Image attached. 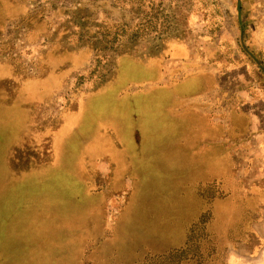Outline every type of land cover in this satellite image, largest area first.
<instances>
[{"label": "rangeland", "instance_id": "rangeland-1", "mask_svg": "<svg viewBox=\"0 0 264 264\" xmlns=\"http://www.w3.org/2000/svg\"><path fill=\"white\" fill-rule=\"evenodd\" d=\"M1 4L21 6L6 17L0 6L1 258L63 264L70 240L87 231L71 264H107L98 238L112 243L108 264H264V0ZM201 73L211 80L198 95L191 78ZM201 109L220 126L211 144ZM108 154L128 178H102L103 204L88 218L95 202L69 200L61 175L78 177L82 160L94 166ZM188 179L225 200L178 214L169 228L168 193ZM219 210L218 236L177 252L186 239L177 224Z\"/></svg>", "mask_w": 264, "mask_h": 264}, {"label": "trees", "instance_id": "trees-1", "mask_svg": "<svg viewBox=\"0 0 264 264\" xmlns=\"http://www.w3.org/2000/svg\"><path fill=\"white\" fill-rule=\"evenodd\" d=\"M3 10H5V9L3 8ZM2 13L6 14L7 12L2 11ZM258 63L261 66V62H258ZM191 80H192L193 84H196V86H197L196 90L197 91L206 89L204 86V82L201 79H199V76L192 77ZM198 83H201L202 86L198 87ZM114 85L116 86V85H120V84L116 83ZM158 90H160V89H158ZM164 91L167 92L165 89H164ZM162 95L165 97L169 96L168 98L165 99V101L169 100L170 95H168L167 93H162ZM151 149H152V147L150 148V150ZM83 161L84 160L81 161V167L79 169V172H77V174L79 173L78 177L76 175L72 174V172L69 173L68 171H66L65 173H63L61 175V181L65 185V187L67 188V192H69L68 193L69 194V197H68L69 200L74 199L75 201L78 202L76 204H79V205L85 204V203L89 204L92 201L95 202V203L89 204L90 206H92V208L89 209L88 218H90L91 215L95 214L96 209H97L96 206L98 207V205L103 204V201H104L103 195H105V192L102 189V185H100L98 187H95V186L92 187L90 185L89 181L87 179H85L86 176L84 177L83 174L81 175L80 172L83 170V166H82ZM48 163H50V162L48 161ZM48 163H46L45 165H47ZM140 164H142V162ZM88 165H89V169H85L86 172H89L90 174H94V175L97 174L95 177L97 179L94 180L95 182H97V180H100V176L98 174V171L96 170L95 166H92V164L91 165L88 164ZM63 166H64V164H63ZM60 169L65 170L64 167L59 168V170ZM94 175H92V177H94ZM62 176H63V178H62ZM196 184L198 185V182ZM190 186H193L194 189L188 188ZM82 193H84V194H82ZM79 194H82V197H79ZM168 194H169L168 205H167V207L163 208L162 212H163L164 217H167L169 228L173 227V225L176 224V222H175L176 215L179 214L180 216L184 217L188 214H196L199 211V208H200L202 203L213 202L217 198L216 195L213 198V196L211 197V195H209L208 193H207V196L204 195L205 192L201 191L199 189V187H197L193 183V181H189V179L187 182V186L180 193L169 192ZM85 197H86V202H84ZM217 200L220 203V201L221 202L224 201L225 198H223L221 200H219L217 198ZM205 210H207L206 212H208V209H205ZM205 213L203 211L200 214V216H196L193 219L186 218V221L184 224H177V225H181V226L184 225L185 235H186V239L183 243L177 242V244H178V246L176 247V248H178L177 252H181V253L185 254L187 252L194 250V248L197 247L199 244L198 243L199 242L198 237H202V239H208L212 235L213 238L215 239L218 236L220 225L218 224L217 219L214 220V218H218V216H219V218H224L223 212L219 210L216 213L215 217L213 216V214H211L213 212H210V215L208 216L207 219L201 218V217H203V214H205ZM52 215L54 216V214H52ZM87 223H89V221H87ZM199 223L203 224V226H204V230H203L204 233L200 236H198V231H199L198 225H199ZM168 226H167V228H168ZM166 234L170 240H174L176 237H178V232L173 233L169 229H167ZM86 236H91V235L87 231H85L82 236H79L78 238L70 240L69 247H65V250H64L67 253L65 258L60 259V261L63 260V264H65V261L67 262L68 260H69L70 264H71V260L75 261V259L77 257V252L81 251V247H82L83 242L84 241L86 242V241H88V239L91 238V237H89V238L85 239ZM169 239H168L167 243H173V242L177 241V240L176 241L175 240L170 241ZM97 241L99 242V246L97 249H101V252H102L101 254L105 255L104 256L105 258H103L101 256V259H103V261H105V263L108 264L107 255H109V256L114 255V253L110 252L111 247H112V243H111L110 239H105L102 244H100L101 239L98 238ZM150 241L151 240H149V242ZM144 243H147V245H148V242L144 241ZM158 243L162 244L163 242L158 241ZM118 248H119V246L117 248H115V250H114L116 252V254H119L120 252H122V249L121 248L118 249ZM137 248H138L137 255L135 256L136 258H134V259H136L138 261L137 258H141L140 254L142 253L141 251L144 252V248H143V245L141 243L138 244ZM94 249L97 250L96 247ZM6 256L7 255H3L2 258L0 256V259H1L0 264H19L18 261L10 260Z\"/></svg>", "mask_w": 264, "mask_h": 264}, {"label": "crops", "instance_id": "crops-1", "mask_svg": "<svg viewBox=\"0 0 264 264\" xmlns=\"http://www.w3.org/2000/svg\"><path fill=\"white\" fill-rule=\"evenodd\" d=\"M262 19H264V17ZM262 19L260 18L258 21L264 22ZM3 26H4L3 24L0 26V33L2 31ZM197 76H199V79H201L203 81L207 77L210 79L211 75L210 74H206V73H204V74L201 73V74H198ZM198 84H200V86H202L201 83H198ZM206 91H207L206 89L200 90L197 94L199 95V94L205 93ZM197 112L195 111V115L198 116L201 119V122L204 125H205V123H208V128H209L208 129V133H211V137H212V138L209 139V142L211 144V142L212 141H216L218 136H219L220 126H219V123H218V120H217V116L214 119L207 110H203V109H201L200 111H197ZM117 117L118 118H116L115 121H118V119L121 120L119 116H117ZM141 155H142V153H141ZM130 162H131V168L133 169V159ZM122 163L123 162L115 159L110 154L103 155V156L99 155V156L94 157V166H95L96 170L98 171V174H99V176L101 178V185H102V178H105V177H111V178H116V179L128 178V177L125 176V174H123V176H122V173H123ZM87 165H88L87 161L82 163L83 169ZM104 170L105 171L107 170V172L104 173L105 172ZM82 171L80 172L81 175H82ZM126 171L129 172V170H126Z\"/></svg>", "mask_w": 264, "mask_h": 264}, {"label": "flooded vegetation", "instance_id": "flooded-vegetation-1", "mask_svg": "<svg viewBox=\"0 0 264 264\" xmlns=\"http://www.w3.org/2000/svg\"><path fill=\"white\" fill-rule=\"evenodd\" d=\"M1 7H3L4 9H5V12H7L8 14L9 13H13L14 11L15 12H18V11H20V8H21V6H19V5H15V7H14V5H10V6H4L3 4H1L0 5ZM12 6H13V9H9V7H11L12 8ZM8 10V11H7ZM7 13L5 14V17H6V15H7ZM4 17V18H5ZM7 19V18H6ZM6 19H5V21H6ZM2 24L0 23V26H1Z\"/></svg>", "mask_w": 264, "mask_h": 264}]
</instances>
